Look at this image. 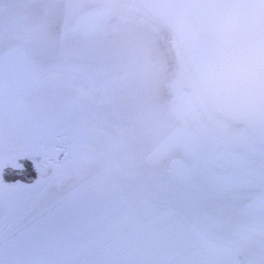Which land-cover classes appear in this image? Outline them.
<instances>
[{
	"label": "snow or ice",
	"instance_id": "obj_1",
	"mask_svg": "<svg viewBox=\"0 0 264 264\" xmlns=\"http://www.w3.org/2000/svg\"><path fill=\"white\" fill-rule=\"evenodd\" d=\"M0 264H264V0H0Z\"/></svg>",
	"mask_w": 264,
	"mask_h": 264
},
{
	"label": "trees",
	"instance_id": "obj_2",
	"mask_svg": "<svg viewBox=\"0 0 264 264\" xmlns=\"http://www.w3.org/2000/svg\"><path fill=\"white\" fill-rule=\"evenodd\" d=\"M23 163L25 164V168L23 170H19L20 171L19 175H21V178L22 179L26 178L22 175H26L28 177L27 180L32 178L33 176L36 177L37 174H36V172H34V169L31 165V162L30 161H24ZM15 171H12V174H15ZM7 172L8 171H6V175H7Z\"/></svg>",
	"mask_w": 264,
	"mask_h": 264
},
{
	"label": "rangeland",
	"instance_id": "obj_3",
	"mask_svg": "<svg viewBox=\"0 0 264 264\" xmlns=\"http://www.w3.org/2000/svg\"><path fill=\"white\" fill-rule=\"evenodd\" d=\"M34 172H35V170H34ZM19 173H20L19 170H16L15 174H12V170H8L7 175L5 174V179L6 180H20L21 182H30V181L36 179V177L33 176L32 178L27 180L28 177L26 175H22V176L26 177V178L22 179L21 175H19Z\"/></svg>",
	"mask_w": 264,
	"mask_h": 264
}]
</instances>
